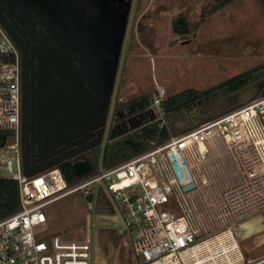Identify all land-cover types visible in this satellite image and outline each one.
Listing matches in <instances>:
<instances>
[{"label":"built area","instance_id":"1","mask_svg":"<svg viewBox=\"0 0 264 264\" xmlns=\"http://www.w3.org/2000/svg\"><path fill=\"white\" fill-rule=\"evenodd\" d=\"M0 170L20 188V209L0 220V264H93L90 238L44 239L48 209L79 192L89 212L103 191L143 264H264L250 258L238 227L264 211V94L131 159L70 185L60 167L23 171L22 72L19 50L0 21ZM165 92L153 97L162 112ZM194 184L189 190L184 187ZM93 195L92 200L87 197ZM264 226V214L260 215Z\"/></svg>","mask_w":264,"mask_h":264},{"label":"rangeland","instance_id":"2","mask_svg":"<svg viewBox=\"0 0 264 264\" xmlns=\"http://www.w3.org/2000/svg\"><path fill=\"white\" fill-rule=\"evenodd\" d=\"M138 1L139 8L132 11L124 39L115 104L119 97L130 101L152 92L156 95L159 89L165 92L163 102L187 89L203 91L213 88L264 64V8L259 0H234L211 13L208 11L213 9L214 0ZM180 14L185 15L193 27L186 41H176L180 35L172 30L173 20ZM142 15L148 18L143 19L139 26ZM115 34V37L119 34V25ZM255 92L253 84L241 91L246 101ZM157 114L164 118L163 111ZM199 120L194 117L185 125L191 127ZM135 123L139 125V121ZM106 141L107 136L103 145ZM0 175L9 177L3 170H0ZM48 214V222L41 233L44 239L54 235L64 241L90 238L93 264H130L131 252L126 251L123 263L120 251V245L123 249L133 247L130 235L123 237L120 244L109 235L111 231L121 233L116 213L100 214L97 207L93 213L89 212L83 196L76 192L54 203ZM261 214L264 211L241 223L249 227L241 237L242 246L254 259L264 257Z\"/></svg>","mask_w":264,"mask_h":264},{"label":"flooded vegetation","instance_id":"3","mask_svg":"<svg viewBox=\"0 0 264 264\" xmlns=\"http://www.w3.org/2000/svg\"><path fill=\"white\" fill-rule=\"evenodd\" d=\"M86 1L0 0V19L16 39L14 42L20 53L21 89L24 79L30 131H37L38 127L46 122V111L50 103L57 107L62 105L60 108L67 109L65 114H59L58 119H78L85 116L84 102L89 99V92L94 94L96 90H100L103 95L107 91L106 81L104 86H100L97 82L98 76L95 75V71L98 73L101 67L102 52L99 50V34L93 32L96 27L91 24L101 19L97 12L90 14L88 8L76 4H86ZM138 5V0H118L115 4L122 13L130 9L128 24L132 11ZM145 18L146 15H142L139 26ZM87 25H91L92 31H87ZM105 26L104 29L107 27ZM84 38L88 44L87 51L77 48L74 43L75 40ZM119 66L105 121L104 139L116 128L122 132L121 126L128 128L133 121L142 119L144 114L137 112L134 104L123 106L129 101L119 96L118 103L123 107L115 111ZM147 110L152 111L151 105ZM96 130L92 128L87 133ZM95 139L96 136L91 140Z\"/></svg>","mask_w":264,"mask_h":264},{"label":"trees","instance_id":"4","mask_svg":"<svg viewBox=\"0 0 264 264\" xmlns=\"http://www.w3.org/2000/svg\"><path fill=\"white\" fill-rule=\"evenodd\" d=\"M214 1V7L208 11L209 13L223 8L234 0ZM259 1L264 8V0ZM172 28L173 32L177 35H190L193 31L190 20L183 14L174 18ZM0 59L7 60V57L0 55ZM252 84L256 92L249 101L264 94V64L236 75L213 88L203 91L191 88L169 96L162 102L164 112V118L162 119L154 110H147L152 104L153 92L143 97L139 96L131 99L123 106L126 107L134 104L137 112L144 113L142 119L137 120L139 121V125L135 123L137 121H133L128 128L124 125L121 126L122 132L116 128L107 136V141L104 145H98L91 150L62 162L58 166L68 184H76L84 177L94 174L100 162H102L104 167L111 168L147 151L152 141L158 144L164 143L172 136L186 133L205 122L219 118L244 106L249 101L243 99L241 91ZM123 106L117 103L115 111L121 109ZM191 115L198 117L200 120L198 123L191 125V127H187L185 122L194 118ZM4 136L10 139L11 133L0 131V145L4 141ZM86 157L91 160L93 171L86 173L83 177L75 176L72 171L73 163ZM19 209L20 188L18 182L0 175V220L13 215ZM97 212L109 215L116 213L115 207L103 191L98 196ZM109 235L112 240L120 244L121 239L129 234L127 232L116 233L115 231H111ZM121 250L123 263L126 260V251L128 250L132 254L130 264H143L142 258L135 255L133 247L127 246L126 249H123L120 245Z\"/></svg>","mask_w":264,"mask_h":264},{"label":"water","instance_id":"5","mask_svg":"<svg viewBox=\"0 0 264 264\" xmlns=\"http://www.w3.org/2000/svg\"><path fill=\"white\" fill-rule=\"evenodd\" d=\"M117 2L118 0H87L85 2L86 4L81 2L76 3L78 6L83 5L88 8L90 14L97 12V15L101 19L97 23L91 24L96 27L93 32L99 34V50L102 52L100 60L101 67L98 70L99 74L95 71V75L98 76L97 82L100 86H104L105 81L107 83V91L103 95H101L100 90H96L94 94L89 92V99H86L84 102L85 116L78 119H58L60 118L59 114H65L67 109L60 108L62 105L57 107L55 104L50 103L48 105L49 108H47L48 111H46L48 114L46 122L41 124L37 131H30L28 128L29 114L26 107V86L23 79L21 149L23 171L26 176L32 177L103 144L105 121L111 103L113 86L118 72L130 11L129 8L125 13L119 11L115 6ZM111 8L112 10H110ZM0 21L7 29L1 19ZM91 25L86 26L88 32L92 31V29L90 30ZM118 25L119 34L115 37ZM103 26L106 27V30ZM11 37L16 41L13 35ZM189 37V35H180L176 41H186ZM74 43L77 44V48H83L87 51L88 44L85 38L79 41L75 40ZM100 105H102L101 109ZM100 110L101 114L99 115ZM92 128L97 130L88 134L87 132L91 131ZM94 136H96V139L91 140ZM6 139L7 137L4 136V141L1 146L5 145ZM72 171L75 176L83 177L86 173L93 171V164L86 157L74 162ZM193 187L194 184H189L184 187V190H189ZM92 197L93 195H89L87 200L91 201ZM248 231V225H240L238 227L239 237L241 238L244 235L243 233L246 234Z\"/></svg>","mask_w":264,"mask_h":264},{"label":"crops","instance_id":"6","mask_svg":"<svg viewBox=\"0 0 264 264\" xmlns=\"http://www.w3.org/2000/svg\"><path fill=\"white\" fill-rule=\"evenodd\" d=\"M137 8H139V5H138V7ZM147 18H148V16H146ZM147 18H145V19H147ZM143 20V19H142ZM143 22V21H142ZM143 24V23H142ZM173 24V23H172ZM145 27H147V25L145 26ZM172 30H173V28H172Z\"/></svg>","mask_w":264,"mask_h":264}]
</instances>
